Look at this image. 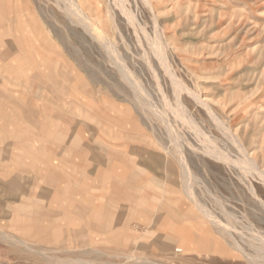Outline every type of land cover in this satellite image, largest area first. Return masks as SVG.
Returning <instances> with one entry per match:
<instances>
[{"label":"rangeland","instance_id":"rangeland-1","mask_svg":"<svg viewBox=\"0 0 264 264\" xmlns=\"http://www.w3.org/2000/svg\"><path fill=\"white\" fill-rule=\"evenodd\" d=\"M76 2L0 0V264H264V0Z\"/></svg>","mask_w":264,"mask_h":264},{"label":"bare ground","instance_id":"bare-ground-1","mask_svg":"<svg viewBox=\"0 0 264 264\" xmlns=\"http://www.w3.org/2000/svg\"><path fill=\"white\" fill-rule=\"evenodd\" d=\"M71 3H72V5H74V6H76L75 8L76 9H74V13H76V15H78V16H80L81 18H85V19H88L87 18V16L85 15V13L83 12V10L79 7V5L77 4V2H76V0H69ZM73 6V7H74ZM73 9V8H72ZM102 37V36H101ZM103 37H106L105 35H103ZM153 106V105H152ZM184 161V160H183ZM186 173H188V172H186ZM189 176V175H188ZM190 177V176H189ZM189 177H187V178H189ZM188 187V186H187ZM209 216V215H208Z\"/></svg>","mask_w":264,"mask_h":264}]
</instances>
